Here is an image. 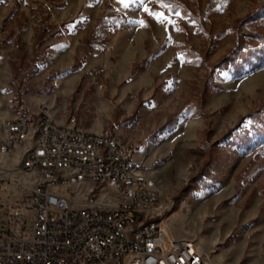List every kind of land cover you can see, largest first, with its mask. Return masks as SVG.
I'll return each instance as SVG.
<instances>
[{
  "label": "rangeland",
  "instance_id": "1",
  "mask_svg": "<svg viewBox=\"0 0 264 264\" xmlns=\"http://www.w3.org/2000/svg\"><path fill=\"white\" fill-rule=\"evenodd\" d=\"M164 3H146L158 23L137 0H0V114L48 104L61 124L132 144L170 241L264 264V0ZM92 188L52 192L80 202ZM29 195L10 227L26 238ZM9 201L22 206L15 181L0 185L3 214Z\"/></svg>",
  "mask_w": 264,
  "mask_h": 264
},
{
  "label": "built area",
  "instance_id": "2",
  "mask_svg": "<svg viewBox=\"0 0 264 264\" xmlns=\"http://www.w3.org/2000/svg\"><path fill=\"white\" fill-rule=\"evenodd\" d=\"M47 104V103H42ZM47 111L16 115L12 121H0V145L13 146L22 135L35 136L36 115H46L47 124L40 150L34 158H26L14 167V173L3 172L0 185L11 181L19 184L22 206L11 201L7 213L0 205V264H186L189 252L179 240L167 241V223L161 219H143L136 227H128L129 215H143L156 206L160 195L144 189L143 181L131 173L130 153L134 146L107 133L85 134L76 126L50 119ZM75 117L70 123H75ZM20 168L54 173V182L22 179ZM142 168V167H138ZM92 184L84 201L75 202L53 188L72 189ZM111 189L114 204L99 199V191ZM10 191V188L9 190ZM32 210L31 234H13L11 225L24 220L26 192ZM194 242V241H192ZM194 263L210 264L209 254L194 258Z\"/></svg>",
  "mask_w": 264,
  "mask_h": 264
},
{
  "label": "bare ground",
  "instance_id": "3",
  "mask_svg": "<svg viewBox=\"0 0 264 264\" xmlns=\"http://www.w3.org/2000/svg\"><path fill=\"white\" fill-rule=\"evenodd\" d=\"M40 111H47V107L43 106ZM24 115V113L18 114ZM50 119L55 120L52 114L50 113ZM12 121L14 117H3L0 114V121ZM46 124H47V117L46 115H36V128H35V136L33 137L30 135H22L19 139L13 140V146L9 149H3L0 145V153L2 154H11L16 151H20L21 160H24V146L31 143L29 147L26 149V158H34L35 154H37L41 147V142L44 139V132L46 131ZM85 134L87 135H94L95 132L86 131ZM114 144H121V141L114 137ZM135 148L133 149L132 153H130V163L131 164V173H133L134 177H139L140 180L143 181L144 189L148 190L149 193H155V195H159L157 189L155 188V182L147 177L142 171L143 163L138 162L135 159ZM19 162V163H20ZM1 166V165H0ZM3 172L6 173H14V167L11 169H6L3 167ZM20 175H27L31 177V179L42 180V182H54V173L49 171L43 170H31L28 168H20ZM29 179V180H31ZM114 198V197H113ZM160 204V198L156 199V206H150L147 210L143 211V215H129L128 220V227H136V223H143V219H154L155 211ZM161 223H164L161 219ZM166 240L170 241L167 236ZM179 243H184V249L189 252V258H186V264H201V263H194V258L197 257V253L199 255H204L197 247L196 244L190 240H182ZM210 262V260H209ZM212 264V262H210Z\"/></svg>",
  "mask_w": 264,
  "mask_h": 264
},
{
  "label": "crops",
  "instance_id": "4",
  "mask_svg": "<svg viewBox=\"0 0 264 264\" xmlns=\"http://www.w3.org/2000/svg\"><path fill=\"white\" fill-rule=\"evenodd\" d=\"M0 155H1V158H2V161L0 160V165L3 166L6 169H11V168L15 167L20 162L21 153H20L19 150L14 152V153H11V154H2V153H0ZM142 157H143L142 154L138 155V156L135 155L136 161L141 160ZM9 160H11L13 162L11 163V161H9ZM4 161H6V162L2 163ZM7 164H9V165H7ZM22 177H25L28 185L31 184V182L29 181V178H28L27 175H22Z\"/></svg>",
  "mask_w": 264,
  "mask_h": 264
},
{
  "label": "snow or ice",
  "instance_id": "5",
  "mask_svg": "<svg viewBox=\"0 0 264 264\" xmlns=\"http://www.w3.org/2000/svg\"><path fill=\"white\" fill-rule=\"evenodd\" d=\"M120 2L124 5V7H128V0H120ZM137 2L144 4V11L148 12L149 15L153 16L158 23L168 22L167 17L163 13H157L147 8L146 3L148 2V0H137ZM158 2L161 3L163 7H169L168 4L164 3V0H158ZM141 23L143 24V21H141Z\"/></svg>",
  "mask_w": 264,
  "mask_h": 264
}]
</instances>
